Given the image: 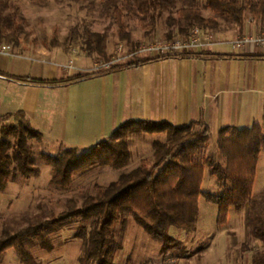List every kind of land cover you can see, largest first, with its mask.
I'll return each instance as SVG.
<instances>
[{"label":"trees","instance_id":"obj_1","mask_svg":"<svg viewBox=\"0 0 264 264\" xmlns=\"http://www.w3.org/2000/svg\"><path fill=\"white\" fill-rule=\"evenodd\" d=\"M31 1L46 5L49 0ZM121 3L140 16L147 32L156 28L159 16L164 11H169L166 39L188 36L194 27L216 35V32L226 30L219 16L225 19L230 28L243 29L248 19L257 21L264 28V0H206L207 7L213 13L211 16L202 12L198 0H106L101 14L113 13L122 37L128 40L132 34L127 30ZM27 25L28 20L19 4L13 0H0V44L6 39H19ZM85 38L90 54H96L101 60L112 59L113 55L108 51L107 31L86 28ZM139 47H134L132 52ZM158 58L161 57H136L97 72L81 71L62 79L33 80L51 85L70 84ZM12 118L15 122H2ZM1 123L4 139L0 142V190H4L11 181L21 176H40L42 170L37 166L29 141H43L44 133L33 126L24 110L0 115ZM195 124L178 126L169 121L128 119L109 137L88 149L64 146L54 155L40 153V158L52 167L51 184L59 189H69L76 175L94 167H127L133 158L130 138L134 134L166 136L164 141H153L152 158H145L138 167L123 172L107 186H99L96 193L86 196L82 204L75 198H69L66 208L58 215L30 224L0 239V260L8 249L13 248L25 263L38 264L26 245V237L36 236L44 248H52L51 239L46 236L50 228L83 219L93 220V228L90 230L83 225L78 231L77 235L83 239L86 247L81 263L113 264L115 230L119 223H125L128 214H134L148 235L162 243L164 252L180 248V241L170 233V229L196 230L201 196L218 206L217 223L226 224L231 208L240 209L253 199L258 165L264 149V128L261 124L248 128L233 125L223 127L218 133V149L225 158V163L221 164L210 159L196 161L197 155L207 148L210 137L206 130H194ZM206 165H211L217 176L221 193L203 191ZM253 236L264 243L263 229L255 228ZM252 264H264V249L253 254Z\"/></svg>","mask_w":264,"mask_h":264},{"label":"rangeland","instance_id":"obj_2","mask_svg":"<svg viewBox=\"0 0 264 264\" xmlns=\"http://www.w3.org/2000/svg\"><path fill=\"white\" fill-rule=\"evenodd\" d=\"M13 1L20 5L28 25L21 32L19 39H6L0 46L6 45L10 47L11 52L49 61L37 58L23 60L22 69L36 79L43 77L42 67L54 62L59 69L56 76L63 78L72 72L75 74L81 71L102 70L100 65L107 61L89 53L85 38L86 28L108 32V51L113 55L112 59L115 56L132 53L134 47H139L149 40L166 39L169 33L167 23L169 11H164L159 16L156 28L147 32L140 21V16L121 3L127 30L132 34L128 40L122 37L113 13L101 14L106 0H49L46 5H37L31 0ZM198 3L206 16L213 14L207 7L206 0H198ZM219 19L223 21L227 31L231 29L223 17L219 16ZM260 32L264 33V28L261 27ZM135 55L126 56L122 62L127 63L136 57L151 56ZM71 60L74 61V67H65ZM48 103L51 104V100ZM2 122L10 123L15 120L12 118ZM3 123L0 124V142L4 139L1 128ZM261 123L264 128V118ZM193 129L204 131L196 126ZM45 133L43 141H29L37 159V166L42 170L40 176H21L11 181L6 189L0 190V239L30 224L58 215L66 208L69 198H75L82 204L85 197L95 194L99 186H107L123 172L138 167L145 158H152L154 140H166L164 134H134L130 138L133 158L127 167L123 169L110 166L94 167L76 175L69 189H59L51 184L52 167L40 158V153L54 155L59 153L63 146L53 141L50 131L45 130ZM208 135L210 137L208 146L197 155L196 161L205 162L210 159L214 163L224 164L225 158L218 149V134L210 132ZM202 189L213 194L222 191L211 165H206ZM199 203L198 226L203 225L202 228L188 232L171 227L170 233L175 235L181 244L180 248L167 252L162 250L161 242L148 235L134 214H128L125 223H119L115 230L112 242L113 264H219L224 260L228 264H245L247 258L244 253L247 247H253L252 249L257 251L264 249L263 241L253 236L255 228L264 230V149L258 165L253 199L247 204L249 208H246L248 206L240 209L231 208L228 222L220 225L217 223L218 206L204 196L200 197ZM83 225L91 230L93 220L77 219L50 228L46 236L51 239L52 248H44L36 236L26 237L25 242L38 264H82L81 257L84 256L86 247L83 239L77 234ZM0 264L27 263L11 248L4 253Z\"/></svg>","mask_w":264,"mask_h":264},{"label":"crops","instance_id":"obj_3","mask_svg":"<svg viewBox=\"0 0 264 264\" xmlns=\"http://www.w3.org/2000/svg\"><path fill=\"white\" fill-rule=\"evenodd\" d=\"M260 29L257 21L248 19L243 29L216 32L221 41L211 48L160 56L70 84L35 82L22 69L23 60L42 58L0 52V115L24 110L44 136L47 130L57 144L83 149L109 137L128 119L169 121L178 126L196 123L208 134H218L227 125L248 128L262 124L264 44L249 42L235 47L232 43L245 36H264ZM41 71L40 79L63 78L56 76V62ZM71 75L73 72L66 77ZM198 223L196 230L203 226ZM252 248L244 253L245 264H252L257 252Z\"/></svg>","mask_w":264,"mask_h":264},{"label":"built area","instance_id":"obj_4","mask_svg":"<svg viewBox=\"0 0 264 264\" xmlns=\"http://www.w3.org/2000/svg\"><path fill=\"white\" fill-rule=\"evenodd\" d=\"M221 41L212 32L203 30L200 27H194L188 36L179 35L173 39H154L149 40L140 45L137 51L129 53L127 55L115 56L113 59L101 63L100 68L109 69L117 63H121L126 56L135 54H148L154 56H175L183 55L185 53H197L203 49L211 48L213 45ZM257 42L264 44V36H245L238 38L234 42V46L241 47L245 43ZM10 51V47L3 45L0 46V52L7 53ZM67 68L74 67V61H69L66 66Z\"/></svg>","mask_w":264,"mask_h":264}]
</instances>
